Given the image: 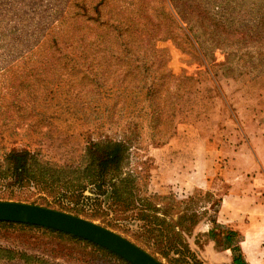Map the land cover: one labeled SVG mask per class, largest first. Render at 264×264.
I'll return each mask as SVG.
<instances>
[{
	"label": "rangeland",
	"instance_id": "1",
	"mask_svg": "<svg viewBox=\"0 0 264 264\" xmlns=\"http://www.w3.org/2000/svg\"><path fill=\"white\" fill-rule=\"evenodd\" d=\"M6 11L23 20L27 36L40 34L21 45L14 38L0 44V145L28 148L50 163L75 169L91 143L124 140L131 144L124 172L136 179L137 196L173 225L183 219L176 229L197 256L192 264H233L232 251L213 240L212 229L236 231L233 244L241 243L246 260L264 264V209L253 186L262 188L264 176L245 168L249 161L259 164L264 148V0H0V20ZM168 17L178 37L186 34L192 45L154 40L163 51L169 92L163 90L157 103L165 110L171 100L177 108L172 116L161 115L155 135L133 76L125 75L120 84L116 57L93 49L102 42L98 36L107 32V21H120L134 36L157 33ZM10 19L16 25L15 16ZM79 40L87 49L81 56L75 51ZM14 181H0L7 187L0 186L1 201L58 211L78 208V217L101 226L119 219L120 234L138 243L137 210L113 207L91 219L95 207L90 203L76 206L75 196L67 200L33 186L18 188ZM83 195L95 198L89 188ZM0 245L49 264H122L38 231L0 230ZM0 264L27 263L16 258Z\"/></svg>",
	"mask_w": 264,
	"mask_h": 264
},
{
	"label": "trees",
	"instance_id": "2",
	"mask_svg": "<svg viewBox=\"0 0 264 264\" xmlns=\"http://www.w3.org/2000/svg\"><path fill=\"white\" fill-rule=\"evenodd\" d=\"M195 11L199 10L195 9ZM12 13L13 15L10 13L7 15L6 11V14L1 17L0 44L2 46L6 45L7 41L10 42L9 39L13 41L12 38L18 39L16 42L19 45L23 44V42H32L40 33L31 31L27 36L24 32L26 24L14 11ZM201 13L204 12L202 11ZM160 14L164 15L163 13ZM12 16L16 18L13 22H17L15 23L16 25L10 24ZM105 23L107 32L98 36V40L102 39V42L93 50L95 52L101 51L105 56L116 57V68L122 73L120 84L123 83L125 75L133 76L134 79L132 80L135 88L139 93H142L144 102L147 103L154 120V134H159L156 130L160 125L161 115L169 114L172 116L177 111V108L171 100L167 102L165 110H161L157 103L162 99L161 95L167 75L161 68V63L164 61L162 57L163 51L155 48L154 40L155 38H159V40L172 39L179 47L187 44L192 45L191 41L186 34H182V38L178 37L177 32L179 29L172 26V20L169 17L168 23L157 33H153L154 31L152 30L138 31L134 36L120 21H107ZM190 30L194 32L195 28L191 27ZM113 34L114 38L110 36ZM194 38L196 39L195 36ZM77 45L79 47L75 48L77 54L80 53L81 56V54L87 52L83 40L77 41ZM32 49L33 47L28 51ZM19 50L16 49V51L12 52H17L19 57ZM153 72L155 75L152 78L151 73ZM96 83H99V80ZM164 91L168 96V90ZM98 109L95 106L94 110ZM130 148L131 144L124 140H104L91 143L86 149L83 162L75 169H66V167L44 160L38 152L28 148H7L6 144L0 145V181L5 182L8 177L15 180L14 186L18 188L33 186L47 190L50 194L57 195L61 193L62 198L67 200L70 196H75L73 197L75 198L74 202L71 201V203L76 206L82 205L84 207L89 205V203L91 206L94 205L95 208L91 219L100 218L99 214L113 212V207L115 209L122 208L124 211L137 210L136 217L133 220L141 222L142 230L139 235L135 236L138 242L135 243L136 245L163 264H165L164 261L167 264H192L196 262L197 256L185 240L184 233L176 229L177 226L182 225L183 219L177 226L173 225L166 218L158 216L159 209L149 200L141 199L137 196L136 179L132 174L124 172ZM1 187L7 188L5 185ZM88 188L92 190L95 198L84 197V191ZM103 205H108L107 211L101 210ZM73 209V211L59 210L80 216L82 210ZM117 220L119 219H111L103 222L105 224L103 225L118 234L120 232L124 233L120 229ZM12 229L53 234L57 238L68 239L85 246V248L105 253L122 264H131L117 254L74 235L38 225L0 221V230ZM209 232L213 236V240L218 242L221 240V242L226 243L224 249L232 251L233 264H248L245 261L241 243L233 244L234 238L238 236L236 231H219L218 234L212 229ZM16 258L25 261L27 264L33 263V261L49 264L43 259L0 245V259L14 260Z\"/></svg>",
	"mask_w": 264,
	"mask_h": 264
},
{
	"label": "water",
	"instance_id": "3",
	"mask_svg": "<svg viewBox=\"0 0 264 264\" xmlns=\"http://www.w3.org/2000/svg\"><path fill=\"white\" fill-rule=\"evenodd\" d=\"M0 221L38 225L95 243L131 264H163L122 235L95 222L55 209L0 200Z\"/></svg>",
	"mask_w": 264,
	"mask_h": 264
},
{
	"label": "crops",
	"instance_id": "4",
	"mask_svg": "<svg viewBox=\"0 0 264 264\" xmlns=\"http://www.w3.org/2000/svg\"><path fill=\"white\" fill-rule=\"evenodd\" d=\"M258 161H259V164H254L252 165V162H248V163H245V168L247 169V171H257L259 174H257V178H262V174H261V171L263 172V176H264V148L262 149V153H259L258 155ZM251 167V168H250ZM251 169V170H250ZM253 186L256 187V191L255 193L257 194H260V196H258L259 200H260V205L262 207V209H264V186H262V188H258V185L254 184ZM245 195V194H244ZM257 198V197H255ZM250 235L247 237V239L245 241L242 242V245H243V248L244 249H247V247H249V244H248V240H250ZM226 251H230V250H226ZM222 256V255H221ZM221 258V257H219ZM245 258V256H244ZM233 259V257H232ZM245 261L248 263V264H251L249 263L246 258H245Z\"/></svg>",
	"mask_w": 264,
	"mask_h": 264
}]
</instances>
